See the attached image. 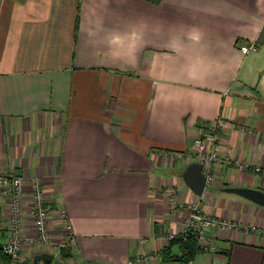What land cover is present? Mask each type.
Listing matches in <instances>:
<instances>
[{
  "label": "crops",
  "instance_id": "1",
  "mask_svg": "<svg viewBox=\"0 0 264 264\" xmlns=\"http://www.w3.org/2000/svg\"><path fill=\"white\" fill-rule=\"evenodd\" d=\"M219 117L221 156L264 170V0H0V170L24 175L29 237L41 178L66 262L163 264L192 201L240 226L208 227L216 249L188 264H264V204L223 190L264 191V173L224 158L200 195L182 177Z\"/></svg>",
  "mask_w": 264,
  "mask_h": 264
},
{
  "label": "built area",
  "instance_id": "2",
  "mask_svg": "<svg viewBox=\"0 0 264 264\" xmlns=\"http://www.w3.org/2000/svg\"><path fill=\"white\" fill-rule=\"evenodd\" d=\"M256 48L255 43L242 44L240 49L244 53ZM225 123L223 117H219L213 128L200 127L199 134L194 138L193 151L189 153L190 161H198L203 165V172L207 177V183L213 179L212 169L214 162L223 161L224 158L233 164H238L247 169L252 168L256 172H263L260 166H251L247 162L240 159L222 157L218 151L219 131ZM31 205L30 213L34 220L35 233L32 236L27 235L24 221V175L17 172L5 173L0 170V197L6 200L7 208V234L1 242L2 251L11 258V264H23L26 260L24 250L30 247L32 252L35 250H46L47 248H55L56 256L60 254L61 247L66 244L57 245L54 243L50 228L49 220L51 211L46 205V197L43 181L40 177H33L31 180ZM182 203L173 195L170 199V208L174 211L178 210ZM66 228V237L70 241L72 238V227L68 222L67 213L64 208L60 209ZM218 224L222 228H234L240 225L233 219H222L217 221L210 214L203 211L197 202H189L187 212L183 218L181 228L178 232H169L167 240L171 242L173 239L181 236L187 239L193 236L198 246L202 249H216L213 238L208 236L206 231L211 225ZM255 229V226L245 227ZM181 251L179 254H182ZM185 252V251H184ZM138 258V262H141ZM134 263V262H133ZM33 264H52L43 260L34 262Z\"/></svg>",
  "mask_w": 264,
  "mask_h": 264
},
{
  "label": "water",
  "instance_id": "3",
  "mask_svg": "<svg viewBox=\"0 0 264 264\" xmlns=\"http://www.w3.org/2000/svg\"><path fill=\"white\" fill-rule=\"evenodd\" d=\"M182 177L185 182L194 190V192L198 195L204 192V189L207 184V177L203 172V165L201 162H191L189 163L184 171L182 172ZM223 190L228 192L237 193L241 196H244L258 204H264V191L255 187L248 186H227L224 187ZM43 260L47 263L52 264H71L66 261L55 258L54 254L48 251H41L39 253L34 254L33 261L37 262ZM0 264H11L0 260ZM23 264H30V261H25ZM82 264H87L86 262ZM94 264H113L107 262H96ZM163 264H187L183 261H174L170 260Z\"/></svg>",
  "mask_w": 264,
  "mask_h": 264
},
{
  "label": "trees",
  "instance_id": "4",
  "mask_svg": "<svg viewBox=\"0 0 264 264\" xmlns=\"http://www.w3.org/2000/svg\"><path fill=\"white\" fill-rule=\"evenodd\" d=\"M150 1L158 2L160 0H150ZM173 244L178 245L181 251H183L182 254H179L177 252H172ZM201 250L202 248L198 246L196 239L193 236L187 239H183L181 236H178L177 238L171 241L170 245H168L167 248H164L163 251L164 261H170V260L183 261L188 264L195 257V255ZM71 257H72V251L70 245L62 246L60 251V258L63 259L64 261H69ZM0 260L7 263H11V258L7 254H5L1 249V242H0Z\"/></svg>",
  "mask_w": 264,
  "mask_h": 264
},
{
  "label": "rangeland",
  "instance_id": "5",
  "mask_svg": "<svg viewBox=\"0 0 264 264\" xmlns=\"http://www.w3.org/2000/svg\"><path fill=\"white\" fill-rule=\"evenodd\" d=\"M192 162H194V161H192ZM197 162H198V161H197ZM205 189H206V187H205ZM205 189H204V191H205ZM0 239H1V234H0ZM44 251H48V250H44ZM39 252H41V251H40V250H36L35 254H36V253H39ZM48 252H51V251H48ZM51 253L54 254L55 258L60 259V260H63V259L60 258V254H58V255L56 256V254H55L54 252H51ZM26 261H27V260H26ZM28 261H30V264H33V263H34V261H33V255H32L31 258L28 259ZM63 261H64V260H63ZM35 262H36V261H35ZM193 264H198V261H196V262L193 263Z\"/></svg>",
  "mask_w": 264,
  "mask_h": 264
}]
</instances>
